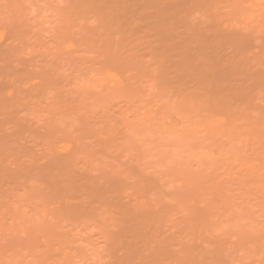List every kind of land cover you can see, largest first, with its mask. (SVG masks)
Here are the masks:
<instances>
[{"label":"rangeland","instance_id":"374dc122","mask_svg":"<svg viewBox=\"0 0 264 264\" xmlns=\"http://www.w3.org/2000/svg\"><path fill=\"white\" fill-rule=\"evenodd\" d=\"M0 264H264V0H0Z\"/></svg>","mask_w":264,"mask_h":264}]
</instances>
